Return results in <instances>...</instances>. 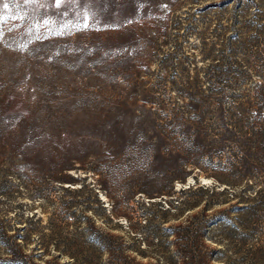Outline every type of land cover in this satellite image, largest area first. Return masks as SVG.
Segmentation results:
<instances>
[{"label":"rangeland","instance_id":"obj_1","mask_svg":"<svg viewBox=\"0 0 264 264\" xmlns=\"http://www.w3.org/2000/svg\"><path fill=\"white\" fill-rule=\"evenodd\" d=\"M262 100L264 0H0V264H264L263 210L245 233L177 193L264 187ZM175 119L203 125L215 177L128 159Z\"/></svg>","mask_w":264,"mask_h":264},{"label":"trees","instance_id":"obj_2","mask_svg":"<svg viewBox=\"0 0 264 264\" xmlns=\"http://www.w3.org/2000/svg\"><path fill=\"white\" fill-rule=\"evenodd\" d=\"M264 103V100H262ZM178 107L181 109L187 108L188 105L182 103L181 101L177 102ZM241 118L235 119L231 127L239 131V124ZM252 120L257 121V118H252ZM176 122L168 124V131L158 135L154 134L152 141L146 142L144 138L138 142L131 144V151L129 153L128 159H137L144 157L145 159L151 158L154 160L158 150H161V153L165 154L166 164H173L174 160L184 163L185 159H182L180 153H194V159L192 164H196V168L201 166L206 168L213 177L217 173H214V164L210 161L209 157L202 160V156L206 154L210 148L209 143L206 140V131L204 130L203 125L196 123H187V121L180 122L178 119H175ZM219 124V123H218ZM246 125V124H245ZM250 126H245L247 129ZM253 136L261 135L264 132L262 125L258 129L253 130ZM218 138H226L231 136L230 129L224 124L220 123L215 129ZM169 146V147H168ZM233 172V171H231ZM237 176H241L243 173L238 171ZM217 182L210 181L208 184L204 183H191L184 187L178 188L177 193L180 195L192 194L197 195L196 199H192L189 202H183V199L175 200V203L172 204V207L178 205H193L200 199L202 200L201 207H199V212H203L206 208L221 203H225V206L220 209H211L206 213V223L212 222H222L223 225L238 226L242 232L254 231L255 225L252 224L258 213L262 210L264 211V187L261 185L254 186L250 182L244 183L242 186L236 188L233 186V182L219 185V180ZM141 187H138V191L142 195L147 192L141 191ZM170 206V204L168 205ZM251 222V223H250ZM244 235V233H242Z\"/></svg>","mask_w":264,"mask_h":264},{"label":"snow or ice","instance_id":"obj_3","mask_svg":"<svg viewBox=\"0 0 264 264\" xmlns=\"http://www.w3.org/2000/svg\"><path fill=\"white\" fill-rule=\"evenodd\" d=\"M24 3H35L36 0H23ZM79 0H55V6L59 9L65 5L78 4ZM8 4L3 3V8H7ZM89 25L85 24L84 27L87 28Z\"/></svg>","mask_w":264,"mask_h":264}]
</instances>
